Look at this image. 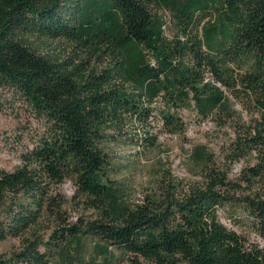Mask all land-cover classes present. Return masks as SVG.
<instances>
[{
  "label": "trees",
  "instance_id": "1",
  "mask_svg": "<svg viewBox=\"0 0 264 264\" xmlns=\"http://www.w3.org/2000/svg\"><path fill=\"white\" fill-rule=\"evenodd\" d=\"M52 41L78 50H41ZM225 91L244 92L257 111L235 123L225 161L196 145L200 180L164 176L128 201L109 154L125 128L151 147L153 120L177 133L184 111L233 119ZM2 92L43 131L22 165L0 169V239L30 233L0 264H113L110 246L128 264H264V247L218 216L264 238V0H0ZM252 153L231 177V163ZM66 180L91 217L69 218L52 190ZM43 216L46 238L35 231ZM91 241L99 257L87 254Z\"/></svg>",
  "mask_w": 264,
  "mask_h": 264
},
{
  "label": "rangeland",
  "instance_id": "2",
  "mask_svg": "<svg viewBox=\"0 0 264 264\" xmlns=\"http://www.w3.org/2000/svg\"><path fill=\"white\" fill-rule=\"evenodd\" d=\"M33 46L39 45L37 39L30 37ZM63 45V55L68 56L74 50H78L66 41L46 43L42 51L50 50L53 46ZM73 50V51H72ZM236 114L233 119L222 120L221 114H215L203 119H197L193 111H184V128L177 133H168L163 130L160 120H153L147 127L153 134H157V141L151 147H146L140 140L139 130L127 126L120 140L110 146V157L113 162V170L110 176L116 185H120L125 196L131 203L139 202L146 193L156 188L157 182L164 176L170 179H178L182 183H191L200 180L201 167L191 158V151L196 145L204 146L211 152L218 163L225 161V149L235 135V123H247L257 116L256 106L249 102L244 92L233 95L225 91ZM43 131V124L32 117L24 104L9 92L0 95V169L12 171L24 163V154L31 149L38 135ZM254 153L239 158L231 163V177L237 175L241 167L253 163ZM53 191L66 198L63 209L71 220L78 215L91 217L94 212L85 207L83 203L72 202L71 197L74 187L70 180H66ZM219 220L227 227L233 228L249 238L250 242L264 247V238L258 236L246 225H238L232 222L229 215L218 211ZM52 223L46 216L40 218L35 231L46 238L50 233ZM30 237V233L22 236H8L0 239V253L9 255L16 251L23 243V239ZM93 241L89 243L87 254L95 257L99 255L92 248ZM111 251L116 256L113 264H128L127 255H119L113 246ZM100 259V258H99Z\"/></svg>",
  "mask_w": 264,
  "mask_h": 264
}]
</instances>
